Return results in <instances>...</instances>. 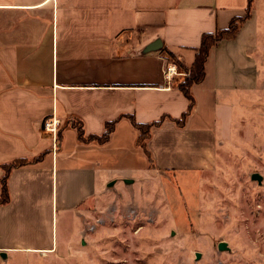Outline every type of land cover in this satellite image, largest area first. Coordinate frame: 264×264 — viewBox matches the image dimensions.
I'll return each instance as SVG.
<instances>
[{
    "label": "crops",
    "instance_id": "0c3cea01",
    "mask_svg": "<svg viewBox=\"0 0 264 264\" xmlns=\"http://www.w3.org/2000/svg\"><path fill=\"white\" fill-rule=\"evenodd\" d=\"M246 7L247 0H0V165L36 159L8 175L0 264L31 253L49 258L60 222L72 224L69 248L80 217L138 209L153 197L164 205L173 187L199 182L216 161L220 106L261 76L254 56L264 50V0H253L251 17L210 49L182 124L174 120L188 108L177 88L183 78L166 90L162 70L188 72L202 36L226 29ZM162 117L146 156L132 120ZM52 119L55 154L44 130ZM114 120L107 141L78 138V127L84 138L101 136Z\"/></svg>",
    "mask_w": 264,
    "mask_h": 264
},
{
    "label": "rangeland",
    "instance_id": "374dc122",
    "mask_svg": "<svg viewBox=\"0 0 264 264\" xmlns=\"http://www.w3.org/2000/svg\"><path fill=\"white\" fill-rule=\"evenodd\" d=\"M254 59L261 76L220 106L216 161L198 183L173 187L164 205L153 197L138 209L80 217L69 248L72 224L60 222L49 258L31 253L4 264H264V50Z\"/></svg>",
    "mask_w": 264,
    "mask_h": 264
},
{
    "label": "trees",
    "instance_id": "16d2710c",
    "mask_svg": "<svg viewBox=\"0 0 264 264\" xmlns=\"http://www.w3.org/2000/svg\"><path fill=\"white\" fill-rule=\"evenodd\" d=\"M253 0H247V7L244 11V15L233 17L228 25V27L224 30H218L214 34H204L201 39V44L198 49H196V54L194 61L187 73V75L180 81L177 88L178 90L184 95V97L188 101V108L182 114L180 119L174 120L178 125L184 123L185 119L189 115L193 105L194 99L191 94V87L194 84H199L203 81L205 76V62L208 57L210 49L216 44V42L220 41L221 39L232 38L239 25L245 22L247 19L251 17V10H252ZM165 117H162L158 121H154L147 124H139L132 120L133 127L138 131L137 143L144 151L146 156H148V152L146 150V141L150 136V131L153 127H157L164 121ZM116 120L107 122L104 126V132L101 136H89L87 138L83 137V131L81 127L77 128L78 138L82 141H97L99 143H103L107 141L109 135L111 134ZM34 160H27V159H18L14 160L9 163L1 164L0 168L3 172L1 180H0V205L8 204L10 198L7 188V179L9 173L16 168L25 167L28 164L34 162Z\"/></svg>",
    "mask_w": 264,
    "mask_h": 264
},
{
    "label": "built area",
    "instance_id": "2783aa9c",
    "mask_svg": "<svg viewBox=\"0 0 264 264\" xmlns=\"http://www.w3.org/2000/svg\"><path fill=\"white\" fill-rule=\"evenodd\" d=\"M188 72L178 71L175 66H170L162 70V74L164 76V82L166 85V90H170L171 86L174 83L176 78H184ZM59 122L57 120H50L44 123V130L47 133H50L52 136V153L56 152V143H57V127Z\"/></svg>",
    "mask_w": 264,
    "mask_h": 264
},
{
    "label": "water",
    "instance_id": "95a60500",
    "mask_svg": "<svg viewBox=\"0 0 264 264\" xmlns=\"http://www.w3.org/2000/svg\"><path fill=\"white\" fill-rule=\"evenodd\" d=\"M156 49H157V48H150V49H148L147 51H149V50H156ZM252 179H253V180H257L258 182L260 181V178H259L258 175H254V176L252 177ZM218 249H219V250H224V244H223V243H220L219 246H218ZM196 257H198V256H196Z\"/></svg>",
    "mask_w": 264,
    "mask_h": 264
}]
</instances>
